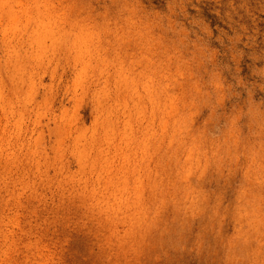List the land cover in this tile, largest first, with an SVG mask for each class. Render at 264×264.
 <instances>
[{
	"label": "rangeland",
	"instance_id": "obj_1",
	"mask_svg": "<svg viewBox=\"0 0 264 264\" xmlns=\"http://www.w3.org/2000/svg\"><path fill=\"white\" fill-rule=\"evenodd\" d=\"M0 264H264V0H0Z\"/></svg>",
	"mask_w": 264,
	"mask_h": 264
}]
</instances>
